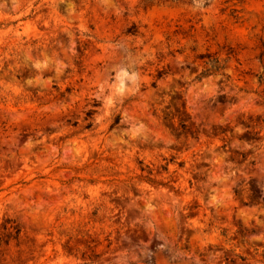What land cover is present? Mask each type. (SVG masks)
Instances as JSON below:
<instances>
[{"label": "rangeland", "instance_id": "374dc122", "mask_svg": "<svg viewBox=\"0 0 264 264\" xmlns=\"http://www.w3.org/2000/svg\"><path fill=\"white\" fill-rule=\"evenodd\" d=\"M0 264H264V0H0Z\"/></svg>", "mask_w": 264, "mask_h": 264}, {"label": "trees", "instance_id": "16d2710c", "mask_svg": "<svg viewBox=\"0 0 264 264\" xmlns=\"http://www.w3.org/2000/svg\"><path fill=\"white\" fill-rule=\"evenodd\" d=\"M159 77H161V75H159ZM93 112V110H90L89 111V114H91ZM120 116H118L117 118H116V121H115V123L113 124V127H115V126H117L118 124H119V122H120Z\"/></svg>", "mask_w": 264, "mask_h": 264}]
</instances>
